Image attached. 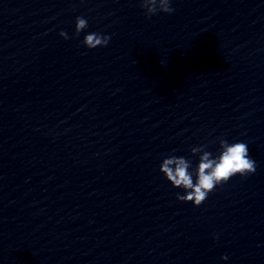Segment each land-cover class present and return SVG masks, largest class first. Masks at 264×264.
Returning <instances> with one entry per match:
<instances>
[{"label": "clouds", "instance_id": "clouds-1", "mask_svg": "<svg viewBox=\"0 0 264 264\" xmlns=\"http://www.w3.org/2000/svg\"><path fill=\"white\" fill-rule=\"evenodd\" d=\"M141 8L146 17L158 12L171 14L174 9L170 6L171 0H140ZM88 27L87 19L77 16L75 20V35L79 36L81 31ZM64 39L70 37L64 31L59 33ZM110 36L96 32L88 33L84 36L82 44L88 49L107 46ZM219 154L213 156L206 151L207 145L193 147V155H199V161L193 169L192 161L183 156L170 155L164 158L159 170L174 187L183 189L184 194L177 193L179 201L199 207L208 197L209 193L216 190L217 186L226 184L233 176L245 177L254 174L256 162L250 158L249 148L246 143H229L226 139L219 140ZM227 259V257H222Z\"/></svg>", "mask_w": 264, "mask_h": 264}]
</instances>
